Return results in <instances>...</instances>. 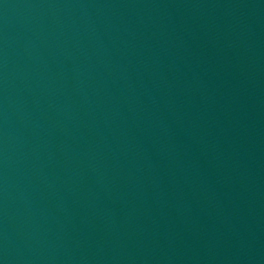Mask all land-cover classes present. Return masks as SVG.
I'll return each mask as SVG.
<instances>
[{
    "label": "water",
    "instance_id": "95a60500",
    "mask_svg": "<svg viewBox=\"0 0 264 264\" xmlns=\"http://www.w3.org/2000/svg\"><path fill=\"white\" fill-rule=\"evenodd\" d=\"M0 264H264V0H0Z\"/></svg>",
    "mask_w": 264,
    "mask_h": 264
}]
</instances>
